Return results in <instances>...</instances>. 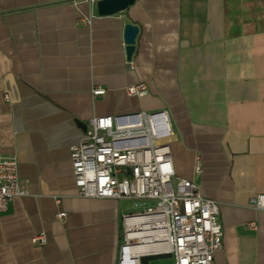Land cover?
<instances>
[{
  "label": "crops",
  "instance_id": "crops-1",
  "mask_svg": "<svg viewBox=\"0 0 264 264\" xmlns=\"http://www.w3.org/2000/svg\"><path fill=\"white\" fill-rule=\"evenodd\" d=\"M137 82L147 94L127 93ZM161 109L176 174L218 204L212 264H264V210L250 203L264 192V0H135L113 15L91 0H0V156L25 191L0 211V264H116L129 199L79 196L70 149L93 117Z\"/></svg>",
  "mask_w": 264,
  "mask_h": 264
},
{
  "label": "built area",
  "instance_id": "built-area-1",
  "mask_svg": "<svg viewBox=\"0 0 264 264\" xmlns=\"http://www.w3.org/2000/svg\"><path fill=\"white\" fill-rule=\"evenodd\" d=\"M126 91L143 96L148 88L137 82ZM104 92L102 87L92 89L94 96ZM174 135L165 109L97 116L86 124L85 139L70 149L79 196L129 199L138 208L122 215L116 264H141V256L159 253H170L174 264H212L222 247L217 202L201 195L194 178L175 172L170 145ZM201 168V157L196 155L193 175ZM24 193L16 158L0 156V211ZM250 203L264 210V192ZM57 215L62 218L66 213ZM36 242L45 240L38 236Z\"/></svg>",
  "mask_w": 264,
  "mask_h": 264
},
{
  "label": "water",
  "instance_id": "water-1",
  "mask_svg": "<svg viewBox=\"0 0 264 264\" xmlns=\"http://www.w3.org/2000/svg\"><path fill=\"white\" fill-rule=\"evenodd\" d=\"M135 0H95L96 11L99 15H113L122 12L131 6ZM139 28L136 24L126 23L123 29L125 54L128 61L131 60L135 49V41ZM84 130L86 125L83 124ZM170 253L147 254L140 257L141 264H149L150 261L160 258H170Z\"/></svg>",
  "mask_w": 264,
  "mask_h": 264
},
{
  "label": "rangeland",
  "instance_id": "rangeland-1",
  "mask_svg": "<svg viewBox=\"0 0 264 264\" xmlns=\"http://www.w3.org/2000/svg\"><path fill=\"white\" fill-rule=\"evenodd\" d=\"M126 211L127 212H133L138 210V208H135V204L132 202V200H127L126 202ZM150 264H174L173 257L170 258H160L156 260H152Z\"/></svg>",
  "mask_w": 264,
  "mask_h": 264
}]
</instances>
